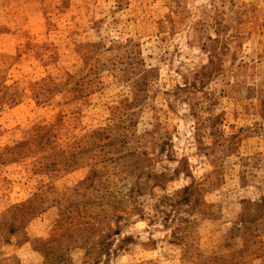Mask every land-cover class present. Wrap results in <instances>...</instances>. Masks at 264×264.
<instances>
[{
	"label": "rangeland",
	"instance_id": "rangeland-1",
	"mask_svg": "<svg viewBox=\"0 0 264 264\" xmlns=\"http://www.w3.org/2000/svg\"><path fill=\"white\" fill-rule=\"evenodd\" d=\"M0 264H264V0H0Z\"/></svg>",
	"mask_w": 264,
	"mask_h": 264
}]
</instances>
